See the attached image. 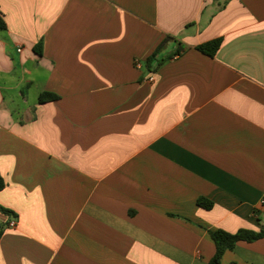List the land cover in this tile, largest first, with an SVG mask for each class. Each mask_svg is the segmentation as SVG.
Returning <instances> with one entry per match:
<instances>
[{
	"label": "crops",
	"instance_id": "0c3cea01",
	"mask_svg": "<svg viewBox=\"0 0 264 264\" xmlns=\"http://www.w3.org/2000/svg\"><path fill=\"white\" fill-rule=\"evenodd\" d=\"M0 10V264H210V231L264 230V0Z\"/></svg>",
	"mask_w": 264,
	"mask_h": 264
},
{
	"label": "trees",
	"instance_id": "16d2710c",
	"mask_svg": "<svg viewBox=\"0 0 264 264\" xmlns=\"http://www.w3.org/2000/svg\"><path fill=\"white\" fill-rule=\"evenodd\" d=\"M7 25L4 19V15L0 10V30H6ZM170 37L166 38L162 44L158 47L156 52L153 54L151 58L148 59L146 62V69L149 71H152L153 65L156 63L157 66L161 65L163 62H165L167 59H171L172 57H166L163 59H158L159 54L161 50L166 46V44L170 41ZM222 45V40L221 39H216L213 41H210L208 43L202 44L197 47V50L200 52L214 57L216 56L217 52L219 51L220 47ZM40 48V46H39ZM38 52V47L35 48ZM180 53L177 52V55ZM59 99V96L53 93H43L40 96V102L44 103L47 101H52V100H57ZM5 186V183L3 181V178L0 176V192L3 190ZM199 205L205 209H212L213 204L211 202H207L205 200H199ZM0 211L4 212L5 214H11L12 212L10 210L4 209L0 207ZM211 238L215 242L216 245V252L212 260L210 261V264H221L222 259L226 252L228 251H233L236 246L240 242H245V243H253L259 240L264 239V230L261 231H254V230H248V229H241L236 233H230L224 230H216V231H210L209 232ZM3 235V232L0 230V239Z\"/></svg>",
	"mask_w": 264,
	"mask_h": 264
},
{
	"label": "built area",
	"instance_id": "2783aa9c",
	"mask_svg": "<svg viewBox=\"0 0 264 264\" xmlns=\"http://www.w3.org/2000/svg\"><path fill=\"white\" fill-rule=\"evenodd\" d=\"M15 226H16L15 223H12V224H11V227H15Z\"/></svg>",
	"mask_w": 264,
	"mask_h": 264
}]
</instances>
